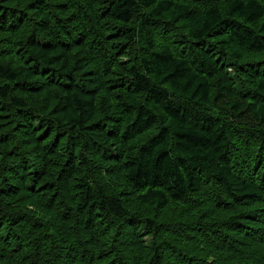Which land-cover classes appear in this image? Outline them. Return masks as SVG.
<instances>
[{
	"label": "trees",
	"instance_id": "obj_1",
	"mask_svg": "<svg viewBox=\"0 0 264 264\" xmlns=\"http://www.w3.org/2000/svg\"><path fill=\"white\" fill-rule=\"evenodd\" d=\"M0 264H264V0H0Z\"/></svg>",
	"mask_w": 264,
	"mask_h": 264
},
{
	"label": "bare ground",
	"instance_id": "obj_2",
	"mask_svg": "<svg viewBox=\"0 0 264 264\" xmlns=\"http://www.w3.org/2000/svg\"><path fill=\"white\" fill-rule=\"evenodd\" d=\"M194 6V5H193Z\"/></svg>",
	"mask_w": 264,
	"mask_h": 264
}]
</instances>
